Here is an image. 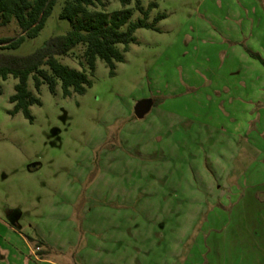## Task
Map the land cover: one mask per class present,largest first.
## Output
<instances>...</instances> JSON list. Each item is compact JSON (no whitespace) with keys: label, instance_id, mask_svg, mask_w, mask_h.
<instances>
[{"label":"rangeland","instance_id":"rangeland-1","mask_svg":"<svg viewBox=\"0 0 264 264\" xmlns=\"http://www.w3.org/2000/svg\"><path fill=\"white\" fill-rule=\"evenodd\" d=\"M153 1L149 21L166 17L136 30L115 73L98 57L85 93L31 75L33 120L12 113L18 79L0 78V264H46L43 250L62 264H227L264 234V65L249 52L264 54V0ZM65 3L36 36L0 20V37L25 35L0 54L68 32ZM85 49L57 57L88 70ZM142 98L154 106L138 118Z\"/></svg>","mask_w":264,"mask_h":264},{"label":"trees","instance_id":"trees-1","mask_svg":"<svg viewBox=\"0 0 264 264\" xmlns=\"http://www.w3.org/2000/svg\"><path fill=\"white\" fill-rule=\"evenodd\" d=\"M119 1L122 8L109 12L105 9L108 0H66L61 16L72 22V28L68 32L50 37L44 45L26 55L0 54V78L7 79L12 75L18 79L15 92L10 96V101L14 104L12 113L22 110L28 118L34 119L30 107L42 101L29 88L31 75L37 90H40L43 82H47L50 90L56 92L60 79L65 96L71 95L73 91L85 93L93 84L92 76L98 57L104 59L111 67V72L115 73V62L123 61L125 51L132 42L137 41L136 30L141 27L156 28L157 22L166 17L165 13H159L153 22L149 21L152 8L158 5L156 1L151 2L148 7L142 0ZM56 2L57 0H0L1 23L7 24L16 18L26 35L36 36L44 27ZM132 2L135 3V8L129 6ZM135 9L142 16L132 21ZM24 39L25 35L17 38L0 37V46L18 47ZM81 42L86 43L88 70L71 68L57 57L69 54ZM119 44H123L122 49ZM249 52L264 63L261 55L251 50Z\"/></svg>","mask_w":264,"mask_h":264},{"label":"crops","instance_id":"crops-1","mask_svg":"<svg viewBox=\"0 0 264 264\" xmlns=\"http://www.w3.org/2000/svg\"><path fill=\"white\" fill-rule=\"evenodd\" d=\"M252 51V50H251ZM255 52V51H253ZM258 53L259 55H261L264 58V54L263 53H259V52H255ZM254 57V56H253ZM256 59V61L254 60V63L258 65V63H262V65H264V63L254 57ZM257 60L259 62H257ZM264 190V188H262ZM262 189H258V190H262ZM262 216V215H261ZM260 216V217H261ZM259 232V231H258ZM263 232H259V235L257 234L256 236H253L252 239L249 238L251 240V242L254 245L253 251L252 252H241L239 254L238 259L236 260L234 258H230L229 263L227 264H264V234H262ZM248 239V241H249ZM41 245L44 247V245L42 244V242H40ZM40 246V245H38ZM45 249V247H44ZM32 256H34L35 260L41 262V263H46V264H62L57 262L56 259H53L55 257L54 253H50L49 251H42V252H32ZM54 256V257H52Z\"/></svg>","mask_w":264,"mask_h":264},{"label":"water","instance_id":"water-1","mask_svg":"<svg viewBox=\"0 0 264 264\" xmlns=\"http://www.w3.org/2000/svg\"><path fill=\"white\" fill-rule=\"evenodd\" d=\"M154 106L152 98H142L135 105V114L138 118H144L149 112H151Z\"/></svg>","mask_w":264,"mask_h":264},{"label":"built area","instance_id":"built-area-1","mask_svg":"<svg viewBox=\"0 0 264 264\" xmlns=\"http://www.w3.org/2000/svg\"><path fill=\"white\" fill-rule=\"evenodd\" d=\"M40 248H41L40 246L37 247V249H40Z\"/></svg>","mask_w":264,"mask_h":264}]
</instances>
